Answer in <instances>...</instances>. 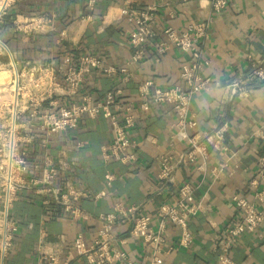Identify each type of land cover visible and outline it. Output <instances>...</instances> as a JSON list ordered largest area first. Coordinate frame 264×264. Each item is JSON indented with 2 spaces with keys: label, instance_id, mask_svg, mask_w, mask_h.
I'll return each instance as SVG.
<instances>
[{
  "label": "crops",
  "instance_id": "0c3cea01",
  "mask_svg": "<svg viewBox=\"0 0 264 264\" xmlns=\"http://www.w3.org/2000/svg\"><path fill=\"white\" fill-rule=\"evenodd\" d=\"M127 1L142 7L153 0H16L6 10L11 23L1 28V37L16 63L13 70L23 72L27 82L40 75V70L50 68L62 83L64 71L84 53L98 55L106 64L127 67L129 74L93 71L82 93H90L97 100L108 89H121L120 101L132 104L135 115L129 134L139 142L138 158L131 164L106 156L113 134L109 118L103 114L97 118L83 116L76 128L55 136L51 143L55 160L65 150L75 162V171L67 176L89 191L81 198L89 218L77 223L61 206L43 204L34 190H21L13 209L19 231L11 264H50L45 257L50 252H57L62 262L86 264L77 257L73 240L79 232L87 241L100 234L99 213L113 211L122 203L130 213L137 206L135 212L155 214L159 203L176 197L178 187L186 181L197 185L196 197L202 202L200 211L189 219L193 239L189 246L165 253L162 264H218L226 232L241 218L235 195L247 197L264 212V169L260 172L264 82L250 81L248 76L253 63L264 57V0H228L216 13L208 0H169V6L159 8L154 24L157 34L147 44L146 57L140 62H130L128 33L134 24L122 13ZM170 9L176 13L173 19L168 17ZM209 16L212 20L200 44L208 63L199 70L209 81L192 97L190 110L198 119V131L228 121L229 150L223 154L210 147L205 163L202 158L179 161L186 142L174 137L173 108L162 104L144 112L136 103L138 86L145 78H153L163 87L180 83L181 66L189 62L190 54L174 45L160 51L162 30L168 24L184 29ZM32 17L44 20L42 27L28 32L16 27L17 18ZM235 79L249 94H232L228 84ZM33 155L30 159L35 165L39 160ZM164 155L176 166L174 180L167 186L159 178ZM220 162H225V168L216 176L212 169ZM97 192H102L98 198ZM114 233L118 240L125 239L120 246L127 251L129 264L150 263L151 249L142 238L131 236L125 225L117 226ZM178 236L179 229L168 226L166 250L175 245ZM231 256L237 264H264V222L257 232L242 234Z\"/></svg>",
  "mask_w": 264,
  "mask_h": 264
},
{
  "label": "built area",
  "instance_id": "2783aa9c",
  "mask_svg": "<svg viewBox=\"0 0 264 264\" xmlns=\"http://www.w3.org/2000/svg\"><path fill=\"white\" fill-rule=\"evenodd\" d=\"M208 1L215 13L223 10L228 4V0ZM14 2L16 0H3L0 22ZM169 2L153 0L141 7L137 3L127 1L122 7V13L134 24L128 33L132 50L130 62H140L146 57L147 44L157 34L154 24L159 8L169 6ZM175 16V11L170 9L168 17L173 19ZM211 20V16L196 20L184 29H178L171 24L164 26L160 51L174 45L190 54L189 62L184 63L180 69L181 82L163 87L153 78H145L138 86L136 103L144 112L162 104H169L173 108L174 137L186 142L179 161L195 162L202 158L205 163L210 156V147L223 154H228L229 150L228 121H220L209 130L198 131V119L190 110L192 97L209 81L200 75L199 70L208 63L200 44L208 32ZM43 23L44 20L35 17L29 20H15L16 27L26 32L39 29ZM14 65L16 67V63ZM95 70L107 74H129L125 66L119 68L106 64L102 57L84 53L76 64L69 65L64 71L62 83L57 81L50 68L40 70L41 74L24 86L26 91L21 94L23 100L19 102L20 77L24 74L17 70L12 90L15 101L13 100V108L10 111L11 118L0 123V264H11L10 259L19 231V221L13 209L21 190H34L41 197L43 204L49 208L53 204L61 206L77 223L89 218L88 211L81 203V198L88 196L89 191L78 187L67 176L69 172L75 171V162L68 157L65 150H61L60 156L55 160L51 143L60 132L76 128L83 116L97 118L103 114L108 116L113 134L106 156H114L125 164H131L138 158L139 142L129 134L130 128L135 124L133 106L124 105L120 101L122 90L108 89L104 96L97 100L90 93H82L86 79ZM248 76L250 81L264 82V57L253 63ZM125 79L128 77L125 76ZM228 85L232 94H249V90L242 86L238 79ZM261 132L264 133V120ZM33 154L37 157L35 159L39 160L35 165L30 159ZM260 167L262 172L264 154L260 158ZM175 168L172 158L164 155L159 172L163 185L167 186L173 182ZM224 168L225 162H220L213 166L212 170L219 176ZM34 170L37 173L34 174ZM196 191L197 185L192 182L182 183L177 189V196L162 200L155 214L135 212L137 206H134L133 213H130L122 203H117L113 211L99 213L101 231L96 238L87 241L82 232L75 236L73 245L77 257L84 259L86 264H129L128 253L120 246L125 239L118 240L114 233L117 226L125 225L131 236L142 238L150 247L149 264H162L165 253L175 247H187L193 239L189 219L196 215L202 206V202L196 197ZM101 195L102 192L95 194L97 198ZM235 202L241 218L226 232L218 252V264H237L231 256L233 245L244 232H257L264 222V212L247 197L235 195ZM170 225L179 229V236L175 245L166 250L165 232ZM45 257L50 264H69L67 260L62 262L57 252L47 253Z\"/></svg>",
  "mask_w": 264,
  "mask_h": 264
},
{
  "label": "rangeland",
  "instance_id": "374dc122",
  "mask_svg": "<svg viewBox=\"0 0 264 264\" xmlns=\"http://www.w3.org/2000/svg\"><path fill=\"white\" fill-rule=\"evenodd\" d=\"M3 0H0V9ZM1 29V28H0ZM1 32V31H0ZM1 35V33H0ZM0 40L5 43L3 38L0 36ZM6 44V43H5ZM7 45V44H6ZM9 50L4 44L0 42V123L2 121L6 122V119L11 118V109L13 108V89H14V80L17 78V68L15 71L13 70V61L9 57ZM7 70L10 71V77L8 78L9 73ZM27 80L25 77H20V95H19V102H22L23 98L21 94L26 91L24 86L26 87ZM11 91V92H10ZM16 98V95H15Z\"/></svg>",
  "mask_w": 264,
  "mask_h": 264
},
{
  "label": "trees",
  "instance_id": "16d2710c",
  "mask_svg": "<svg viewBox=\"0 0 264 264\" xmlns=\"http://www.w3.org/2000/svg\"><path fill=\"white\" fill-rule=\"evenodd\" d=\"M10 23H11V19L8 16L4 15L2 18V21L0 22V28L5 27V26L9 25ZM0 31H1V29H0ZM0 33H2V32H0Z\"/></svg>",
  "mask_w": 264,
  "mask_h": 264
},
{
  "label": "water",
  "instance_id": "95a60500",
  "mask_svg": "<svg viewBox=\"0 0 264 264\" xmlns=\"http://www.w3.org/2000/svg\"><path fill=\"white\" fill-rule=\"evenodd\" d=\"M0 42H1L2 44H4V45L7 47V45H6L3 41L0 40Z\"/></svg>",
  "mask_w": 264,
  "mask_h": 264
}]
</instances>
